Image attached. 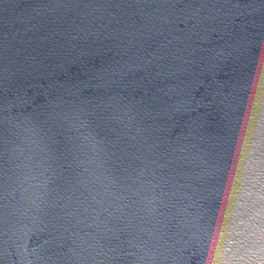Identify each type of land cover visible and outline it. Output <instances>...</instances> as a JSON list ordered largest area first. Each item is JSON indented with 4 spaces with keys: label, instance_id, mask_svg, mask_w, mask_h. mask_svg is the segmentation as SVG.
Listing matches in <instances>:
<instances>
[{
    "label": "water",
    "instance_id": "95a60500",
    "mask_svg": "<svg viewBox=\"0 0 264 264\" xmlns=\"http://www.w3.org/2000/svg\"><path fill=\"white\" fill-rule=\"evenodd\" d=\"M0 264H264V0H0Z\"/></svg>",
    "mask_w": 264,
    "mask_h": 264
}]
</instances>
